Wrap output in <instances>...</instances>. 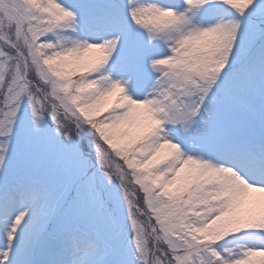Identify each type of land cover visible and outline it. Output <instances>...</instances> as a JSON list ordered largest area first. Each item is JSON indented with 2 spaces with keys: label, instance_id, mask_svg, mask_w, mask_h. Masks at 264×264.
<instances>
[{
  "label": "snow or ice",
  "instance_id": "snow-or-ice-1",
  "mask_svg": "<svg viewBox=\"0 0 264 264\" xmlns=\"http://www.w3.org/2000/svg\"><path fill=\"white\" fill-rule=\"evenodd\" d=\"M0 264H264V0H0Z\"/></svg>",
  "mask_w": 264,
  "mask_h": 264
}]
</instances>
